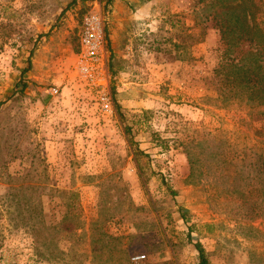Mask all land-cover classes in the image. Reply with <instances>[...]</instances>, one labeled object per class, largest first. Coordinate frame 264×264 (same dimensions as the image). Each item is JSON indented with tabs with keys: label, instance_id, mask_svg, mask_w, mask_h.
<instances>
[{
	"label": "rangeland",
	"instance_id": "1",
	"mask_svg": "<svg viewBox=\"0 0 264 264\" xmlns=\"http://www.w3.org/2000/svg\"><path fill=\"white\" fill-rule=\"evenodd\" d=\"M203 4L0 0V264H198L195 241L209 264H264L260 195L248 179L231 186L264 123L241 101L209 100L223 44ZM95 9L108 101L76 69ZM37 199L60 221L42 255L45 225L27 222Z\"/></svg>",
	"mask_w": 264,
	"mask_h": 264
},
{
	"label": "trees",
	"instance_id": "2",
	"mask_svg": "<svg viewBox=\"0 0 264 264\" xmlns=\"http://www.w3.org/2000/svg\"><path fill=\"white\" fill-rule=\"evenodd\" d=\"M111 1L106 0L107 3ZM198 1L204 3V19L207 26L218 32L223 44L211 77L216 96L209 97V100L216 102L220 107H228L235 101H241L248 106L250 114L259 115L264 123V0ZM171 25L175 27L178 22L172 21ZM201 33V31L199 33L191 32L187 38L193 44L199 40ZM26 71L24 69L21 75H24ZM22 82L24 84L19 89L21 92L26 87L25 81ZM201 144V142L193 141L191 148L200 149ZM205 144L208 143L205 142ZM190 150L192 152L188 151L187 154H190V164L193 167V164L198 161V156L192 149ZM246 179L254 183L255 190L260 195L259 201L252 204V209L255 210L259 207V210L262 209L261 213L264 214V125L255 130V143L251 149V156L236 170L231 186L237 187ZM64 193L70 200L66 204V213H72L76 207L77 193L75 191H64ZM37 207L42 209V200L37 199L29 202V208H32L33 211L27 215V222L29 221L30 224L31 221L39 222L38 220L42 219L41 222L45 225L46 235L43 237L40 247L35 249L37 255H42L41 248L52 241L51 234L53 237V232L60 225V221L47 223L43 219L44 213L36 211ZM261 213L259 212L260 215ZM206 226L209 228L211 225L206 224ZM191 229L190 226L188 237ZM193 244L198 253V264H209L207 254L200 241H195Z\"/></svg>",
	"mask_w": 264,
	"mask_h": 264
},
{
	"label": "built area",
	"instance_id": "3",
	"mask_svg": "<svg viewBox=\"0 0 264 264\" xmlns=\"http://www.w3.org/2000/svg\"><path fill=\"white\" fill-rule=\"evenodd\" d=\"M79 51L77 52L76 69L81 79L88 85L97 87L108 101L104 88L107 81L105 58V26L99 11L91 10L83 17L78 30ZM144 255L131 257L133 264H141Z\"/></svg>",
	"mask_w": 264,
	"mask_h": 264
}]
</instances>
